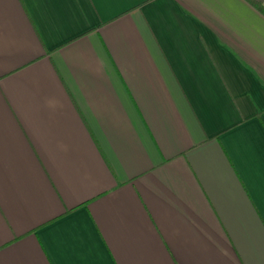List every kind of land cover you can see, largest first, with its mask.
<instances>
[{"label": "crops", "instance_id": "obj_1", "mask_svg": "<svg viewBox=\"0 0 264 264\" xmlns=\"http://www.w3.org/2000/svg\"><path fill=\"white\" fill-rule=\"evenodd\" d=\"M259 6L0 0V264H264Z\"/></svg>", "mask_w": 264, "mask_h": 264}, {"label": "built area", "instance_id": "obj_2", "mask_svg": "<svg viewBox=\"0 0 264 264\" xmlns=\"http://www.w3.org/2000/svg\"><path fill=\"white\" fill-rule=\"evenodd\" d=\"M258 3H260L262 9H264V0H256Z\"/></svg>", "mask_w": 264, "mask_h": 264}, {"label": "trees", "instance_id": "obj_3", "mask_svg": "<svg viewBox=\"0 0 264 264\" xmlns=\"http://www.w3.org/2000/svg\"><path fill=\"white\" fill-rule=\"evenodd\" d=\"M249 1L253 3V0H249ZM259 8L261 9V11H264V9H262V7L259 6Z\"/></svg>", "mask_w": 264, "mask_h": 264}]
</instances>
